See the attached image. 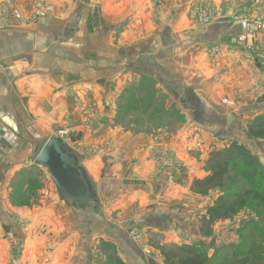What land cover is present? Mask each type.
Instances as JSON below:
<instances>
[{"label": "rangeland", "instance_id": "rangeland-1", "mask_svg": "<svg viewBox=\"0 0 264 264\" xmlns=\"http://www.w3.org/2000/svg\"><path fill=\"white\" fill-rule=\"evenodd\" d=\"M126 1L115 8L128 14L151 7L166 30L149 36L135 24L137 15L130 16L103 35L106 47L93 45L88 62L74 50L65 53L69 61L65 55L58 60L67 77L60 76L57 95L33 111L32 166L12 176L19 194L10 205L22 214L0 217V264H83L86 253L89 264H119L112 235L149 262L162 257L163 264H178L183 255L173 248L180 246L171 242V228L201 238L206 264H264V139L249 136V127L264 120V0ZM12 2L0 0V31L8 18L24 19L18 11L17 20ZM37 2L30 15L38 22L52 10L48 1ZM121 40L119 49L114 45ZM218 89L215 106L201 97ZM51 136L77 154L99 192L97 214L66 206L46 170L34 164ZM227 142L258 160L259 188L239 171L208 190L196 186L209 175L210 151ZM166 170L173 178L155 190L152 183ZM219 199L238 206L206 230L204 219ZM56 205L64 206L60 216ZM40 213L50 219L39 221ZM151 221L165 231L164 245L157 244Z\"/></svg>", "mask_w": 264, "mask_h": 264}, {"label": "crops", "instance_id": "crops-1", "mask_svg": "<svg viewBox=\"0 0 264 264\" xmlns=\"http://www.w3.org/2000/svg\"><path fill=\"white\" fill-rule=\"evenodd\" d=\"M12 1L13 9L19 11L24 19L16 21L12 17L8 18L7 27L0 31V217L7 218L22 214L10 205L19 194L16 192L17 184H13L12 176L17 169L32 166L31 163H28L27 157L33 153L32 135L36 133L34 129L38 128V124L32 125L33 111L45 102L46 98L51 100L55 97L60 76L67 77L65 74H67L68 67L60 68L58 60H63L64 55L68 60L69 57H72L68 54L74 50L82 54L84 63L88 62L92 57L89 51L93 45L98 44L99 48L101 45L106 47V39L103 38V35L114 33L117 26L121 27L123 19H128L130 16L137 15L138 18L134 20L135 24L145 33L150 32L149 36H152L156 30L160 32L163 29L166 30V22L162 20L160 14L156 13L152 17L153 9L151 7L133 8L128 14L125 10L120 11L115 8V5L121 1L128 2L126 0H94V6L89 0H43L48 1L51 5L52 14L38 22L32 21L30 14L39 0ZM147 4H149V0H147ZM129 21L130 19L127 20L128 23ZM163 32L165 31L163 30ZM108 44L112 46L110 42ZM121 44L122 40L114 46L120 49ZM78 47L80 48L78 49ZM200 94L206 102L215 106L221 97V90L218 89L215 94H211L209 91L206 93L207 95L203 96L202 91ZM18 137L20 138L18 139ZM28 151H32V153L27 154ZM174 174V172L166 170L161 182L152 183V188L158 189L159 187L156 185L159 183L165 186L166 180L173 178ZM142 188L139 187V189ZM97 195L100 199L98 190ZM56 206L57 210L55 211H58V216H60L64 206ZM38 217H40L39 221H44L49 218V215L40 213ZM7 221L14 225L12 220L7 219ZM152 222L154 223L152 232L159 240V242L157 240V244L164 245L165 231L160 230V226L157 227L158 223L155 221H151L149 225ZM17 230L19 229L17 228ZM171 230L174 234V237L171 235L173 238L171 242L176 243L177 240L179 246L183 244L192 246L191 244L199 245L201 243V238L197 234H189L182 230L174 232L172 228ZM0 231H2L1 228ZM176 234L177 239H174ZM112 238L117 242L116 248L114 247L117 250V259L121 260L123 264H163L162 257L152 258L150 259L152 262H149L140 255L139 249H134L125 239H120L118 235H112ZM161 239L164 241L162 242ZM79 244L84 246L86 242L82 240ZM155 252L160 255L158 251ZM90 261L91 255L86 253L83 264H89ZM121 262L119 264H122Z\"/></svg>", "mask_w": 264, "mask_h": 264}, {"label": "trees", "instance_id": "trees-1", "mask_svg": "<svg viewBox=\"0 0 264 264\" xmlns=\"http://www.w3.org/2000/svg\"><path fill=\"white\" fill-rule=\"evenodd\" d=\"M250 138L264 139V120L257 121L254 125L249 127ZM209 159L206 162V172L208 176L204 179L196 181L198 188L205 190L214 186H219L225 175L229 172H241L245 177H249L252 181V186L259 188L262 182V177L259 176L261 181L254 183L256 170L260 168L259 162L256 158L248 155L246 148L236 142H227L224 149L213 148L209 153ZM258 198V196H256ZM255 198V199H256ZM219 204L208 211L209 218L204 219V226L206 230L211 226L214 221H226L235 212L238 203H224L222 199L218 200ZM197 246V247H195ZM188 246L182 245L180 247H173L179 250V254L183 255L177 262L178 264H206L202 253L199 252L200 248L195 245ZM202 257V260L200 258ZM169 262L173 259L167 258ZM168 262V261H167ZM171 264V263H170Z\"/></svg>", "mask_w": 264, "mask_h": 264}, {"label": "water", "instance_id": "water-1", "mask_svg": "<svg viewBox=\"0 0 264 264\" xmlns=\"http://www.w3.org/2000/svg\"><path fill=\"white\" fill-rule=\"evenodd\" d=\"M233 115L227 116V125ZM34 158V164L45 169L66 206L73 210L98 213L99 197L80 165L77 154L60 136L49 137Z\"/></svg>", "mask_w": 264, "mask_h": 264}, {"label": "built area", "instance_id": "built-area-1", "mask_svg": "<svg viewBox=\"0 0 264 264\" xmlns=\"http://www.w3.org/2000/svg\"><path fill=\"white\" fill-rule=\"evenodd\" d=\"M5 3H6V2H5ZM13 11H15V10L13 9ZM0 13H1V12H0ZM15 13L18 15V16L16 17L17 20H19V19L22 20V16H20V14L18 13V11H15ZM33 18H34V19H37V15L34 14Z\"/></svg>", "mask_w": 264, "mask_h": 264}]
</instances>
